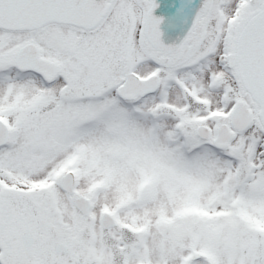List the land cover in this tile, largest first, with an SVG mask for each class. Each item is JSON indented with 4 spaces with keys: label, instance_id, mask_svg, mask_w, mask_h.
I'll use <instances>...</instances> for the list:
<instances>
[{
    "label": "snow or ice",
    "instance_id": "obj_1",
    "mask_svg": "<svg viewBox=\"0 0 264 264\" xmlns=\"http://www.w3.org/2000/svg\"><path fill=\"white\" fill-rule=\"evenodd\" d=\"M112 116L186 188L160 264H264V0H0V264H137L74 171Z\"/></svg>",
    "mask_w": 264,
    "mask_h": 264
},
{
    "label": "rangeland",
    "instance_id": "obj_2",
    "mask_svg": "<svg viewBox=\"0 0 264 264\" xmlns=\"http://www.w3.org/2000/svg\"><path fill=\"white\" fill-rule=\"evenodd\" d=\"M76 163L79 167L74 171L84 177L83 184L91 195L108 201L112 208L127 203L123 221L147 226L144 251L136 247V236L126 231L127 256L143 254L147 263L160 264L181 232L175 221L186 188L166 162L153 155L144 125L109 117L81 145Z\"/></svg>",
    "mask_w": 264,
    "mask_h": 264
},
{
    "label": "flooded vegetation",
    "instance_id": "obj_3",
    "mask_svg": "<svg viewBox=\"0 0 264 264\" xmlns=\"http://www.w3.org/2000/svg\"><path fill=\"white\" fill-rule=\"evenodd\" d=\"M126 204L124 206H117L115 208H112V211L116 215V217L119 218L123 224L127 225L126 229L120 233V235H121L120 238L127 245V242H126L127 240L125 237H123L124 234H126V231L128 233L134 234L136 236V240L134 239V242L136 241V245H137L136 247L139 248L140 250L144 251L145 245H146L147 226L145 224L133 225L128 220L123 221L122 214H123L125 208H127ZM112 243H113V241L111 239H107L105 242L106 246H110V245H112ZM142 255H141V257H140V255L134 257V258H137V257L139 258L137 261V264H153V263H147L145 256H142Z\"/></svg>",
    "mask_w": 264,
    "mask_h": 264
}]
</instances>
